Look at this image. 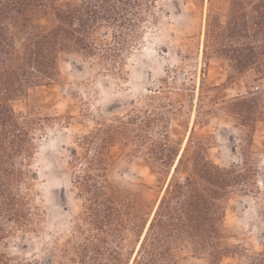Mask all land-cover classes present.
Returning <instances> with one entry per match:
<instances>
[{
  "label": "rangeland",
  "instance_id": "obj_1",
  "mask_svg": "<svg viewBox=\"0 0 264 264\" xmlns=\"http://www.w3.org/2000/svg\"><path fill=\"white\" fill-rule=\"evenodd\" d=\"M231 1L140 0L134 14L103 22L99 55L63 54L55 82L14 102L18 116L38 119L30 174L42 213L35 231L18 230L4 240L1 250L14 264L69 262L63 249L77 239L83 209L73 183V150L81 152L79 141L96 127L129 114L137 123L148 121L143 133L149 142L167 139L176 147L175 163L191 135L193 146L206 144L208 157L222 167L241 163L244 146L250 148L255 184L225 203L222 246L229 252L220 264H247L264 249V119L250 131L231 114V100L247 95L251 84L230 80L227 62L213 51L216 18L227 19ZM48 17L42 12L34 19L46 23ZM147 147L113 146L110 179L153 216L174 167L154 168ZM145 233L126 231L124 264L133 263ZM173 264H209V257L184 244L175 248Z\"/></svg>",
  "mask_w": 264,
  "mask_h": 264
},
{
  "label": "trees",
  "instance_id": "obj_2",
  "mask_svg": "<svg viewBox=\"0 0 264 264\" xmlns=\"http://www.w3.org/2000/svg\"><path fill=\"white\" fill-rule=\"evenodd\" d=\"M58 1L0 0V264H14L1 250L9 234L35 231L42 216L30 174L38 119L18 116L14 102L55 82L63 54L99 55L105 48L97 36L103 22L134 14L131 9L140 0H81L66 7ZM42 12L49 14L46 23L34 19ZM215 27L213 51L227 62L230 80L251 84L247 95L229 104L231 114L251 131L264 119V0H232L227 19L216 18ZM137 118L129 114L102 124L79 141L81 152L73 150V183L83 209L77 239L63 249L67 264H124L126 231L142 235L145 230L132 264H173L175 248L184 244L207 255L209 264H220L229 252L222 246L225 203L255 184L258 169L250 148L244 146L241 163L222 167L208 157L206 144L193 146L191 135L175 163L176 147L167 139L149 142L143 133L148 121L137 123ZM119 142L134 150L148 145L160 171L174 167L153 216L131 197L133 192L110 179L109 155ZM247 264H264V249Z\"/></svg>",
  "mask_w": 264,
  "mask_h": 264
},
{
  "label": "bare ground",
  "instance_id": "obj_3",
  "mask_svg": "<svg viewBox=\"0 0 264 264\" xmlns=\"http://www.w3.org/2000/svg\"><path fill=\"white\" fill-rule=\"evenodd\" d=\"M183 153V152H182ZM180 158V157H179ZM179 160V159H178Z\"/></svg>",
  "mask_w": 264,
  "mask_h": 264
}]
</instances>
